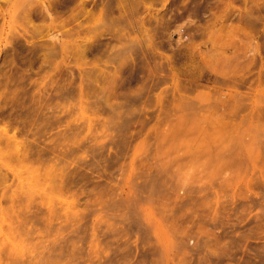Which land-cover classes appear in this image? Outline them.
Returning <instances> with one entry per match:
<instances>
[{
	"label": "rangeland",
	"instance_id": "rangeland-1",
	"mask_svg": "<svg viewBox=\"0 0 264 264\" xmlns=\"http://www.w3.org/2000/svg\"><path fill=\"white\" fill-rule=\"evenodd\" d=\"M43 1L0 0V264H264V0Z\"/></svg>",
	"mask_w": 264,
	"mask_h": 264
},
{
	"label": "bare ground",
	"instance_id": "bare-ground-1",
	"mask_svg": "<svg viewBox=\"0 0 264 264\" xmlns=\"http://www.w3.org/2000/svg\"><path fill=\"white\" fill-rule=\"evenodd\" d=\"M54 1H56V0H54ZM57 1H59V0H57ZM77 1H78V0H77ZM109 1H110V0H109ZM6 2H7V1H6ZM52 2H53V0H52ZM63 2H64V1H63ZM74 2H75V1H74ZM93 2H94V1H93ZM1 3H2V2H1ZM1 3H0V4H1ZM17 3H18V2H17ZM35 3H38V4H39L40 2H39V0H21V5L23 6V10H22V11L27 10V6H28V5L33 6ZM49 3H50V2H48V4H47L46 2H44V1L42 2V0H41V4H40V6H39V5L37 6V9H36V10H39L38 7H41V6H42V7H43V10H44V9L47 10L48 13L51 12L50 10H52V8L50 9V7L53 5V3L50 4V5H51L50 7L48 6ZM58 3H59V2H58ZM79 3H80V2H79ZM79 3H78V4H79ZM83 3H85V2H83ZM99 3H100V2H99ZM94 4H95V3H94ZM128 4H129V3H128ZM132 4H133V3H132ZM61 5H62V4H61ZM61 5H60V6H61ZM65 5H66V4H65ZM97 5H98V4H97ZM0 6H1V5H0ZM54 6H55V5H54ZM63 6H64V5H63ZM66 6H67V5H66ZM80 6H81V5H80ZM135 6H136V5H135ZM58 7H59V6H58ZM28 8H29V7H28ZM34 8H35V7H34ZM96 9H97V8H96ZM0 10H1V7H0ZM36 10H35V11H36ZM41 10H42V9H41ZM41 10H39V11H41ZM43 10H42V11H43ZM33 11H34V9H33ZM114 11H115V10H114ZM0 12H2V11H0ZM27 12H28V11H27ZM31 12H32V11H30V13H31ZM36 12H37V14L39 13L38 11H36ZM36 12H34L35 15H36ZM45 12H46V11H45ZM97 12H98V11H97ZM17 13H18V12H17ZM32 13H33V12H32ZM104 13H105V12H104ZM28 14H29V13H27L26 15H28ZM34 14H33V15H34ZM39 14H43V13H39ZM50 14H53V13H50ZM29 15H30V14H29ZM29 15H28V17H29ZM43 15H45V13H44ZM43 15H42V16H43ZM46 15L49 16L47 13H46ZM93 15H94V14H93ZM22 16H23V15H22ZM37 16H41V15H37ZM81 16H82V14H81ZM16 17H17V16H16ZM28 17L25 16V17H24V20H25L26 18H28ZM32 17H33V16H32ZM44 17H45V16H44ZM52 17H53V16L51 15V17H48V18H52ZM90 18H91V17H90ZM14 19H15V18H14ZM19 19L22 20L21 18H19ZM102 19H103V18H102ZM121 19H122V18H121ZM29 20L31 21L32 19H29ZM29 20H28V22H29ZM39 20H41V18H39ZM50 20H51V19H50ZM54 20H55V19H54ZM54 20H53V21H54ZM90 20L92 21V19H90ZM98 20H100V19H98ZM118 21H119V20H118ZM108 22H109V21H108ZM23 23H24V22H23ZM25 23H26V22H25ZM25 23H24L23 25H26ZM29 23H30V22H29ZM52 23H53V22H52ZM27 24H28V23H27ZM100 24H101V23H100ZM28 25H29V24H28ZM95 25H96V24H95ZM26 26H27V25H26ZM96 26H97V28H98V24H97ZM99 26H101V25H99ZM27 27H28V26H27ZM90 27H91V26H90ZM93 27H95V26H93ZM24 28H25V27H24ZM52 28H53V27H52ZM97 28H95V29H97ZM91 29H92V28H91ZM19 30H20V29H19ZM36 30H37V29H36ZM36 30H35V31H36ZM93 31H94V30H93ZM35 33L38 34L37 32H35ZM54 33H55V32H54ZM51 34H53V33H51ZM117 34H118V32H117ZM119 35H120V34H119ZM34 36H35V35H34ZM120 36H121V35H120ZM25 37H27V36H25ZM116 37H117V36H116ZM121 37H122V36H121ZM29 39H30V38H29ZM38 39H39V38H38ZM113 39H114V38H113ZM124 39H125V37H124ZM130 39H131V38H130ZM119 40H120V39H119ZM30 41H31V40H30ZM36 41H37V40H36ZM139 41H140V40H139ZM41 42H42V41H41ZM135 42H136V41H135ZM36 43H37V42H36ZM36 43H35V44H36ZM85 45H86V44H85ZM133 46H134V45H133ZM135 46H136V45H135ZM39 47H41V46H39ZM217 47H218V46H217ZM220 47H222V45H221ZM220 47H218L217 49L219 50ZM257 48H258V47H257ZM221 49H222L223 53L226 52V50L224 49V47L221 48ZM221 49H220V50H221ZM127 50H128V49H127ZM134 50H135V49H134ZM141 52H142V51H141ZM204 64H205V63H204ZM207 69H208V68H207ZM208 70H209V69H208ZM206 71H207V70H206ZM122 72H123V71H122ZM208 72H211V71H208ZM208 78L210 79V77H208ZM123 84H124V83H123ZM1 100H2V99H1ZM225 100H226V99H225ZM225 100H224V101H225ZM222 103H223V102H222ZM224 104H225V103H224ZM114 107H115V106H114ZM2 133H3V132H2ZM1 135H2V134H1ZM6 138H7V136H6ZM6 140H7V139H6ZM8 141H11V139L8 140ZM13 141H15L14 138H13ZM16 142H17V141H15L14 143H16ZM14 145H15V144H14ZM195 148H196V147H195ZM19 151H21V150H19ZM197 152H199V151H197ZM17 153H18V152H17ZM17 155H18V154H17ZM22 155H23V153H22ZM19 159H20V158H19ZM4 166H5V165H4ZM5 167H6V166H5ZM168 234H169V233H168ZM159 237H160L161 239H163V241H164V243H165V239H164V237H163L162 235H160V234H159ZM166 242H167V241H166Z\"/></svg>",
	"mask_w": 264,
	"mask_h": 264
}]
</instances>
